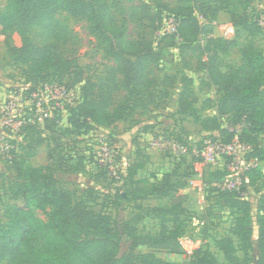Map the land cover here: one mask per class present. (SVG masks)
Here are the masks:
<instances>
[{"label":"rangeland","instance_id":"obj_1","mask_svg":"<svg viewBox=\"0 0 264 264\" xmlns=\"http://www.w3.org/2000/svg\"><path fill=\"white\" fill-rule=\"evenodd\" d=\"M106 2L117 30H124L127 38L149 46L152 58L147 76L151 82L142 91L133 87L127 90L118 76H110L114 62L101 50L82 19L60 13L55 16V33L35 27L27 31L35 45L48 46L61 61L59 69L29 68L17 61L9 46H20L21 36L17 32L0 33V102L10 91L28 86L26 74L62 76L61 82L73 86L76 94L73 103L54 113L52 120L45 119L8 135V142L25 159L21 171L40 167L50 157L58 185L71 190L77 199H84L94 212L109 214L113 221L125 224L123 254L153 251L168 257L167 248L161 247L164 243L159 233L161 229H171V217L152 208L170 207L177 195L183 193L187 212L179 217L184 231L177 239L182 249L189 254L200 250L219 264H230L221 249V240L230 238L231 254L237 264H255L262 252L259 236L264 226V178L252 183L243 174L237 184L238 199L247 202L251 216L247 244L233 230L241 211L223 206L218 189L225 178L235 173L219 163L202 166L194 152L203 140L215 134L230 139L242 133L241 128L230 124V117L215 115L221 94L216 93L214 79L208 77L203 61L215 48L218 69L229 72L240 66L242 45L252 42L263 49L264 31L256 26V20L264 16V0H228L226 7L214 16L209 13L205 19L194 11L199 23L213 33L212 44L198 35L188 39L184 36V29L178 25L177 6L186 3L179 0ZM208 2L211 8L218 4ZM6 5L7 0H0V14ZM244 17L245 27L238 25L236 33L224 35L225 25L240 23ZM183 88L193 90L198 97L193 111L187 114L177 110ZM94 110L101 123L94 119ZM222 128H226L227 134H221ZM160 135L179 137L187 145V153L178 158L157 150L152 142ZM259 142L264 145V133L259 134ZM258 165L264 172V161ZM218 170L223 171L221 177L215 173ZM164 174L169 177L163 178ZM15 177L8 162L0 157L2 223L5 208L13 202L8 190ZM161 186L172 191L164 198H154ZM32 213L46 222L50 208L33 207ZM139 236L145 240L134 243L133 237ZM182 258L178 262L190 264Z\"/></svg>","mask_w":264,"mask_h":264},{"label":"trees","instance_id":"obj_2","mask_svg":"<svg viewBox=\"0 0 264 264\" xmlns=\"http://www.w3.org/2000/svg\"><path fill=\"white\" fill-rule=\"evenodd\" d=\"M179 1L186 3L177 6L180 19L178 25L180 23L181 29H184V36L188 39L198 35L212 44L215 39L213 33L199 23L194 11L205 19L209 13L210 17L214 16L219 9L226 7L228 0H213L218 3L214 8L209 5V0ZM60 13L86 22L89 33L94 36L104 54L114 62L110 76L113 79L118 76L127 90L133 87L142 91L151 82L147 76L152 58L149 46L127 38L124 30H117L106 0H7L5 11L0 14V33L17 32L21 36L20 46H9L17 61L25 63L29 68L61 67V61L50 52L48 46L35 45L27 35V31L33 27L49 34L55 33L58 25L55 16ZM245 21L244 17L240 23L232 24L235 33L239 28L236 26L245 27ZM256 26L260 28L257 21ZM217 56L213 48L203 61L208 77L214 79L216 93L221 94L215 115L230 117L231 125L243 123L238 139L250 145L246 157L255 158L261 163L264 161V145L259 142V134L264 133V48L260 49L252 42L243 45L240 49V66L229 72L218 69ZM63 78L47 74L25 75L26 81L32 85L52 80L61 82ZM112 78H108V81ZM197 100L193 90L183 88L178 95L177 110L181 114L190 113ZM92 115L97 122H102L96 110ZM220 132L227 134L226 128ZM24 160L20 154H16L8 162L16 177L8 190L13 202L4 210L5 222H0V264L4 261L10 264H183L162 260L154 253L128 251L123 254L121 249L125 224L113 221L109 214L106 216L102 212H94L84 199H77L71 190L58 185L50 157L40 167L21 171ZM222 172L218 170L215 173L221 177ZM244 175L252 183L264 178L259 165L250 168ZM168 177V174L163 176ZM218 189L224 199L223 206L241 211L233 230L249 244L251 216L247 202L238 199L239 192L236 190ZM170 191L172 189L161 186L156 190V196L161 198ZM120 197L124 198L122 194ZM182 202L183 196L178 195L172 201V206L152 208L171 217L168 220L172 223L171 229L160 230L159 238L164 243L161 247L180 255L182 259H188L190 264H219L205 252L196 250L187 254L179 246L177 239L184 231L179 217L187 212ZM33 207L50 208L46 222L33 215ZM144 240V237H133L134 243ZM263 241L264 226L259 236L262 252L255 264H264ZM221 249L230 264H237L231 254L233 245L230 238L221 240Z\"/></svg>","mask_w":264,"mask_h":264},{"label":"built area","instance_id":"obj_3","mask_svg":"<svg viewBox=\"0 0 264 264\" xmlns=\"http://www.w3.org/2000/svg\"><path fill=\"white\" fill-rule=\"evenodd\" d=\"M257 25L264 31V16H260ZM224 35L234 34L235 28L227 24L222 28ZM57 81H45L37 85L28 84L12 90L5 100L0 102V157L11 162L16 156V148L8 142L9 134L22 132L28 126H34L45 119H51L56 112H62L65 106L71 105L76 94L74 87ZM243 123L237 124L241 128ZM152 145L159 151L173 157H182L188 147L182 139L173 136H157ZM250 145L242 142L238 137L224 139L222 135L215 134L202 141L194 155L202 166L221 164L235 176L225 178L221 189L238 191L237 184L241 176L250 168L259 164L255 158H247ZM201 172L199 173V176ZM239 192V191H238Z\"/></svg>","mask_w":264,"mask_h":264},{"label":"crops","instance_id":"obj_4","mask_svg":"<svg viewBox=\"0 0 264 264\" xmlns=\"http://www.w3.org/2000/svg\"><path fill=\"white\" fill-rule=\"evenodd\" d=\"M243 46V45H242ZM241 46V47H242ZM240 47V48H241ZM217 114V113H216ZM17 155H18V153H17ZM46 164V163H45ZM44 165V164H43ZM178 195H184L183 193L182 194H178ZM177 195V196H178ZM148 197V196H147ZM149 197H151V196H149ZM154 198H157V199H161V198H164V197H161V198H159V197H157V196H154ZM185 202V196H183V202H182V205H183V203ZM153 207H158V205H156V206H153ZM183 207L185 208L186 206L185 205H183ZM186 209V208H185ZM178 242V241H177ZM179 244V243H178ZM180 246V245H179ZM181 247V246H180ZM181 249H182V247H181ZM183 251H185L186 253H187V251L186 250H184V249H182ZM133 253H140V252H135V251H133ZM143 253H154L155 254V252H153V251H149V252H143ZM187 254H189V253H187ZM158 258H161L162 260H165V261H173V262H178V260L177 259H179V257L181 258V256L180 255H177V254H173V253H171L170 251H169V249H167V258L166 257H161V256H158L157 254H155ZM136 264H140V263H136Z\"/></svg>","mask_w":264,"mask_h":264}]
</instances>
